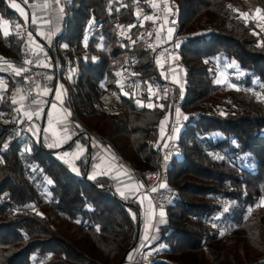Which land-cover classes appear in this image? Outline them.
<instances>
[{
    "label": "trees",
    "instance_id": "1",
    "mask_svg": "<svg viewBox=\"0 0 264 264\" xmlns=\"http://www.w3.org/2000/svg\"><path fill=\"white\" fill-rule=\"evenodd\" d=\"M11 2L26 9L31 0ZM167 2L172 28L167 35L177 42L183 79L174 86L178 77L172 75V99H180L185 119L175 141L180 155L167 169L176 199L161 210L147 249L160 247L149 264H264V99L259 98L264 97V29L255 34L253 20L235 15L256 9L264 14V0ZM151 9V0H67L64 27L46 47L60 80L63 61L56 45L71 61L76 56L78 72L70 89L74 114L95 140L137 170L158 167L162 129L171 117L158 71L156 32L152 19H145ZM15 20L20 17L10 0H0V24ZM91 24L99 27L85 40ZM21 47L19 34L0 31V58H18ZM216 58L241 72L240 89L212 82ZM3 76L0 264H126L139 244L141 210L114 192L110 177L90 176L93 145L78 133L66 91L75 134L62 150L74 140L84 145L73 168L48 135L34 136L18 114L12 118L18 84ZM254 82L257 95L250 92ZM101 90L118 103L104 107ZM10 133L18 137L9 139ZM43 187L44 200L35 190ZM223 221L228 225L222 233Z\"/></svg>",
    "mask_w": 264,
    "mask_h": 264
},
{
    "label": "crops",
    "instance_id": "2",
    "mask_svg": "<svg viewBox=\"0 0 264 264\" xmlns=\"http://www.w3.org/2000/svg\"><path fill=\"white\" fill-rule=\"evenodd\" d=\"M35 1L37 0H31V2L27 4L26 9L20 8V11H16L20 20L9 23L10 32H15L21 36L22 46H26L30 49L35 67L47 76L48 83L46 85H38L37 92L43 98H49L50 102L46 103L39 99V105L34 103L31 108L27 110L32 111L33 109H37L38 114L34 111L30 120L25 117L23 113L26 110L19 106L20 94L18 76L13 69L8 67L5 63H0V89L4 90L5 87V78L3 75L14 79L18 84V89L13 99L17 101L14 107H16V110L19 109V111H17V114L20 116L19 122H22L24 129L34 136L40 134L48 135L54 146H56L57 151L60 152L58 154L62 161L66 164L68 162L73 163L77 159V156L79 157L84 152V145L79 140H74L68 149L62 150V145L67 142L65 139H71L75 133L71 127L68 107L64 103L65 93L62 82L57 75V64L46 52V47L52 44L53 39L62 30L61 13L59 11L45 13V3H38ZM21 13H23V15ZM34 18H36V23L32 22ZM174 76H180V71L176 70ZM3 90H0V93ZM91 158L93 169L90 176L102 174L110 177L112 188L118 196L133 199L137 202L141 210L142 218L138 246L143 245L147 241L150 233L153 212L146 196L138 194L140 185L127 175L126 171L120 165L119 160L114 155L113 149L109 145L104 143L96 144V146L91 149ZM69 167L73 168V164ZM160 218L161 215L158 218L159 221L161 220ZM154 236L153 233L150 241L147 242L145 246L143 255V258H146L145 260H147L149 256L157 254L159 250L160 246L147 249L151 240L154 239Z\"/></svg>",
    "mask_w": 264,
    "mask_h": 264
},
{
    "label": "built area",
    "instance_id": "3",
    "mask_svg": "<svg viewBox=\"0 0 264 264\" xmlns=\"http://www.w3.org/2000/svg\"><path fill=\"white\" fill-rule=\"evenodd\" d=\"M152 5H157L156 7L152 6L150 11V17L152 19V25L156 32L154 40L156 43V49L158 53V71L162 76L163 88L165 94L168 97V104L170 107L171 117L169 124L164 127L162 130L164 137L161 148V154L159 160L157 161L158 167L150 170H137L133 169L125 162H123L122 168L126 171L127 175L136 183L140 185V191L138 194L145 195L153 212L150 233L147 241L138 246L131 254L128 262L126 264H144L143 255L147 242L150 241L155 225L160 216L161 210L171 202L173 199H176L175 193L167 185V169L170 165L171 158L174 156H179L180 152L175 145L173 140V131L175 128L176 116L180 113V99L173 100V85H172V75H174L176 70L182 68V62L178 56L177 42H173L168 38L167 35V19L166 12L168 9L167 0H151ZM35 2L45 3V13H51L54 11H59L61 13L62 28L64 27L63 21L66 19L65 8L67 6V0H37ZM140 11V10H138ZM96 20H92V23H95ZM98 24H91L83 32V39L87 40L94 31L98 29ZM56 49L59 52V55L62 58V65L60 69V77L64 85L66 95H68V104L70 105V110L73 114L74 119L79 125L77 128L80 136L87 142L96 146L94 141H96V134L86 128L76 117L73 112L72 102L70 100V89L71 85L76 79V74L78 72V63L77 58L72 54L74 61H71L69 56L61 50L59 45H56ZM26 61H32V63H26ZM0 63H5L6 65H12L16 68H26L28 71L22 72L19 76V94L20 102L19 106L24 110H29L34 104V101L43 100L44 102H50L49 98H43L38 92V85H46L48 83L47 76L39 69L35 67L33 62V55L30 49L26 46H22L20 49V55L18 58H9L2 59L0 58ZM238 75L234 73V76ZM23 97V99H21ZM99 101L104 107H110L113 103H118V100L115 96H111L104 90H101L99 93ZM17 116L16 107L13 109L12 118L15 119ZM9 139H14L18 137L17 133H10L7 136ZM23 137V136H19ZM152 150L154 148L152 147ZM117 154V153H116ZM118 155V154H117ZM119 156V155H118ZM121 165V164H120ZM160 185H166V187H160ZM156 189V191H152ZM209 220V218H207ZM221 231L224 230L222 224L219 225ZM156 258V256H154Z\"/></svg>",
    "mask_w": 264,
    "mask_h": 264
},
{
    "label": "rangeland",
    "instance_id": "4",
    "mask_svg": "<svg viewBox=\"0 0 264 264\" xmlns=\"http://www.w3.org/2000/svg\"><path fill=\"white\" fill-rule=\"evenodd\" d=\"M10 7H11V5H10ZM12 9H14V10H16V11H20V10H17L16 8H13V7H11ZM19 9H20V6H19ZM241 13H243V12H241V11H239V10H236L235 11V15L237 16V17H239V18H241V19H243L245 22H247L248 20H253L254 22H255V24H256V29L254 30V33L255 34H258V33H260L261 31H263V29H264V14L263 13H261V12H259V13H257L256 12V10H254V11H250L249 13H245V14H247L246 16H242L241 15ZM8 23V22H7ZM4 24H5V22H2L1 24H0V31H1V33L3 34V28H4ZM8 31L10 32V24L8 23ZM168 28V34H169V29H171L172 30V28L170 27V24H169V26L167 27ZM172 33V32H171ZM4 35V34H3ZM171 35V34H170ZM237 71V69L236 68H234V66L232 65V64H230V63H226V62H223V63H220L219 61H218V58H216L215 60H214V76H213V80H212V82L214 83V84H216V85H221V86H224V87H226V88H234V89H240L241 88V85H239L238 84V81L242 78V74H241V72H238L237 71V73H238V75H236V76H234V73ZM181 71H180V76H178V78L180 79H178V81H177V83H175V85L174 86H181L182 85V81H183V79H181L180 77H181ZM174 80V79H173ZM217 81H219V82H217ZM177 84V85H176ZM62 86H63V88H64V85H63V83H62ZM258 87V85H257V83H253V87L250 89V92L253 94V95H257V93H256V88ZM64 92H65V90H64ZM107 93H109L112 97L114 96L112 93H110L109 91H106ZM151 94H153V91L152 90H150L149 91V95H151ZM59 97V96H58ZM149 106L151 105V103H149L148 104ZM176 122H175V128H174V131H173V140L174 141H176V138H177V136H178V134H179V131L181 130V128H182V121H184V119H185V117L183 116V114H180V113H178L177 114V116H176ZM73 121H74V119H73ZM75 122V121H74ZM82 123V122H81ZM164 126V125H163ZM166 127V126H165ZM163 129H164V127H163ZM162 129V130H163ZM162 133V132H161ZM68 140H70V139H65V141H68ZM94 143L95 144H98V143H100V142H98V140H96V141H94ZM93 147H94V145H93ZM113 153H114V155L116 156V158L119 160V163L121 164V166H124L123 165V162H124V160L120 157V156H118L114 151H113ZM75 156H77L76 154H74ZM77 158H78V156H77ZM72 160H74V159H72ZM73 163H71V162H68L67 163V165H72ZM130 166V165H129ZM131 167V166H130ZM142 170H150V169H142ZM139 185V184H138ZM169 187V186H168ZM170 188V187H169ZM35 190H36V193H38L39 195V199H45V198H47V192H46V188L45 187H43V189H38V188H35ZM226 208H227V202L226 201H224L223 202V206H222V210H223V212L226 210ZM160 213V212H159ZM222 225H223V227H224V229H225V226H227L228 225V222H220ZM220 225V224H219ZM219 225H218V228H219ZM216 227V226H215ZM224 231V230H223ZM223 231H222V233H223ZM157 253H158V251H157ZM154 256H156V258H157V254H154V255H151V256H149V258L147 259V260H145L146 258L144 257L143 259V263L144 264H149L151 261H153L154 259H156V258H154Z\"/></svg>",
    "mask_w": 264,
    "mask_h": 264
},
{
    "label": "snow or ice",
    "instance_id": "5",
    "mask_svg": "<svg viewBox=\"0 0 264 264\" xmlns=\"http://www.w3.org/2000/svg\"><path fill=\"white\" fill-rule=\"evenodd\" d=\"M57 2H58V0H57ZM10 5H11V7H13V8H16L17 10H20L19 9V5L17 4V3H15V2H11V0H10ZM153 7H156L157 5H155V4H153L152 5ZM229 7H231V6H229ZM235 10V9H234ZM256 12L257 13H259L260 12V9H256ZM22 15H23V13H21ZM241 15L242 16H246L247 14H245V13H241ZM151 17H145V19H150ZM33 23H36V18H34L33 19V21H32ZM8 23L7 22H5V24H4V28H3V34L5 35V36H7V35H9V31H8ZM171 29H169V35L171 34ZM26 63H32V61H26ZM8 67H10V68H12L13 69V71L15 72V74L17 75V76H19L22 72H26V71H28V69H26V68H14L12 65H8ZM119 75V74H118ZM217 82H219V81H217ZM149 88H151V85H149ZM0 90H3V89H0ZM125 94H127V93H125ZM259 98H261V99H264V97H259ZM0 99H2V98H0ZM21 99H23V97H21ZM12 103L13 104H15V103H17V101L15 100V99H13V101H12ZM34 103L36 104V105H39V101H34ZM137 103L138 104H140V102L139 101H137ZM141 106H143V105H141ZM151 106V105H150ZM54 107V106H53ZM17 111H19V109H17ZM36 112V114H38V110L37 109H33L32 111H24V113H23V115L25 116V117H27L29 120L32 118V115H33V112ZM0 115H2V114H0ZM48 183L49 184H51L52 183V181L51 180H49L48 181ZM160 187H166V185H160ZM152 191H156V189H152ZM262 203V206H264V201H262L261 202ZM160 215L161 216H163V212L161 211V213H160Z\"/></svg>",
    "mask_w": 264,
    "mask_h": 264
},
{
    "label": "water",
    "instance_id": "6",
    "mask_svg": "<svg viewBox=\"0 0 264 264\" xmlns=\"http://www.w3.org/2000/svg\"><path fill=\"white\" fill-rule=\"evenodd\" d=\"M92 20H95V16L93 15V13H92Z\"/></svg>",
    "mask_w": 264,
    "mask_h": 264
}]
</instances>
